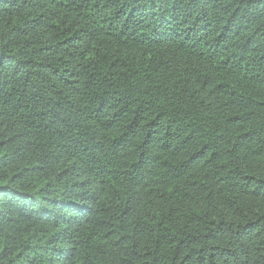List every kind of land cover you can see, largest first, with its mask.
Segmentation results:
<instances>
[{"label": "trees", "instance_id": "trees-1", "mask_svg": "<svg viewBox=\"0 0 264 264\" xmlns=\"http://www.w3.org/2000/svg\"><path fill=\"white\" fill-rule=\"evenodd\" d=\"M0 264H264V0H0Z\"/></svg>", "mask_w": 264, "mask_h": 264}]
</instances>
